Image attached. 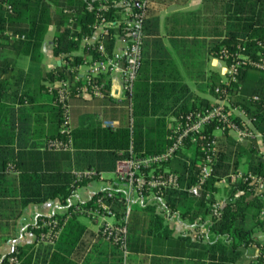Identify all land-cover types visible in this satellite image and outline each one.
I'll list each match as a JSON object with an SVG mask.
<instances>
[{"label": "trees", "instance_id": "1", "mask_svg": "<svg viewBox=\"0 0 264 264\" xmlns=\"http://www.w3.org/2000/svg\"><path fill=\"white\" fill-rule=\"evenodd\" d=\"M119 1L0 0V240L9 239L10 231H14L16 220L28 204L58 199L66 209L60 214L39 215L28 227L38 241L41 233L46 231L45 227L39 226L41 220L56 217L62 227L53 243L44 248L36 246V242L16 245L0 257V264H14L12 257L17 264H37L38 261L39 264H78L72 253L86 229L79 216L86 214L75 211L76 204L95 207L96 197L110 188L114 197L107 198V202L115 210L116 221L121 222L126 201L123 191L113 184L75 204L71 201L76 189L99 179L101 173L114 172L117 162L130 154L164 152L171 143L169 117L211 104L192 91L183 79L158 34V20L148 17L146 4L142 57L132 90L126 92V98L119 104L113 103L110 114L104 116L108 118L106 120L116 121L117 125L104 126V117L100 119L97 113H89L78 126L62 127L64 107L57 100V89L53 84L40 83L38 78L18 67V58L27 57L31 63L39 64L45 35L49 27L54 26V55L64 53L66 59L71 57L72 63H78L83 55L76 51L82 48V38L93 35L103 21L115 22L103 27L98 37L107 52H111L117 38L127 31L122 22L124 5H116ZM231 1L230 13L225 18L227 33L224 38L211 42L208 55L220 58L222 50L227 49L229 53H241L256 60L264 57V45L258 44L259 41L264 43V0ZM102 4L106 5V10L100 8ZM131 6L134 11L139 9L132 1ZM84 51L87 53L86 49ZM91 54L97 55L93 50ZM40 74L48 83L72 78L64 65H56ZM102 81L108 88L105 97L110 99L109 80L102 78ZM216 86L226 88L232 105L243 108L248 117L254 119V130L260 136L238 141L227 128L220 131L216 129V123L208 124L206 134L216 136V157L211 175L198 195L190 193L188 187L196 182L204 162V141L185 138L183 148L158 167V170L177 173L180 184L178 189H165L161 202L170 213L188 223L196 219L205 222L207 232L201 237L192 238L188 234L174 238L160 215L134 200L127 221L129 264L136 263L138 252L148 250L146 236L149 235L171 238L184 247V257H153L151 264H235L252 242H259L256 237L259 232L264 236V216L260 215L264 201L256 193L255 185L248 181L238 180L232 185L228 193L232 200L225 202L217 215L211 208L215 194L220 190L215 183L238 168L264 181V153L257 144L260 138L264 148V69L244 66L237 80L230 83L221 82L219 75L213 72L200 89L222 98L215 92ZM40 94L48 96L47 102L38 100ZM75 95L73 91L70 97ZM25 103L47 110L49 117L53 114L55 130L39 134L46 138L43 145L24 139L15 106ZM34 120L40 126L45 118L38 115ZM39 126L34 129L35 136L39 132L37 129L43 131ZM56 137L70 141L71 149H49V140ZM9 166L19 171L16 178L7 175ZM87 170L92 172L89 177L75 175V172ZM113 245L118 251V246ZM117 262L119 264L120 258Z\"/></svg>", "mask_w": 264, "mask_h": 264}, {"label": "built area", "instance_id": "2", "mask_svg": "<svg viewBox=\"0 0 264 264\" xmlns=\"http://www.w3.org/2000/svg\"><path fill=\"white\" fill-rule=\"evenodd\" d=\"M131 1L138 6V10L134 11L132 9ZM147 2L148 0H120L116 3V5H122V3L124 5L122 22L126 25L127 31L125 35L117 38L119 43L117 44L116 40L111 52H107L105 45L98 41V37L103 31V27L110 26L115 22L103 21L96 27L93 35L82 38V49H86L87 52L85 53L84 51L82 53V61L72 63L71 57L66 59V54H59L61 56V65H64L65 69L72 74V78H64L53 84L57 89V100L64 107V121L62 123L64 129L69 124V99L73 91L76 94H84L91 97H104L108 88H106L102 78L109 75L113 70L119 69L124 91L131 92L142 57L143 18ZM100 8L107 9L105 4H102ZM119 23L117 22L116 24ZM104 32H106V29H104ZM258 44L260 46L264 45L262 41H259ZM91 50L96 51L97 55L91 54ZM221 54L220 59L223 63L224 77L221 82L223 83L236 81L237 75L244 66L249 65L264 69L263 56L256 60L241 53H229L227 49H223ZM215 92L222 98L216 97L215 101L209 106L173 117L170 124L171 143L164 152L141 156L130 154L127 158L117 162L113 173L118 182L124 185L122 187L118 186V189L123 191L126 201L123 221H116L115 210L107 202V198L113 199L114 197V193L110 188L104 194L96 197L94 201L95 207H81L76 204L77 201H71L76 204L75 211L91 216L98 222L100 234L106 240L116 244L124 256L129 252L127 246V221L131 211V203L134 200L145 203L150 195L159 199L165 189H178L180 187L177 173L170 170H158V167L173 157L177 150L183 148L185 138L190 137L193 141H204L202 143L205 154L204 162L200 165V172L196 182L188 187L190 193L198 195L211 175L216 157V136H208L206 134L205 128L208 124L216 123V129L220 131L227 128L238 141L260 136L254 130V119L249 118L243 108L238 105H232L229 100L230 92L226 88L216 86ZM108 95H113L111 88H109ZM102 122L106 126H115L114 122L109 120L104 119ZM48 148L69 150L71 149V144L70 141L56 137L49 140ZM91 174L92 172L88 170L75 172L78 178L89 177ZM238 180L248 181L249 184L255 185L256 193L264 201V181L262 178L238 168L215 183L218 187L224 188L227 194L223 197L215 196V201L211 205L214 215H217L225 202L232 200L228 193L232 185ZM260 215L261 217L264 216V206ZM39 226L46 228V231L42 232L39 237V241L45 243H53L62 227L56 217L41 220ZM203 235L204 230L201 229L198 237ZM258 241L259 244L256 242L250 244L256 250L252 264H264V251L261 250V248H264V236H259ZM11 261L17 264L13 257Z\"/></svg>", "mask_w": 264, "mask_h": 264}, {"label": "crops", "instance_id": "3", "mask_svg": "<svg viewBox=\"0 0 264 264\" xmlns=\"http://www.w3.org/2000/svg\"><path fill=\"white\" fill-rule=\"evenodd\" d=\"M231 2V0H148L147 2L148 17H155L158 20V34L162 39L166 52L178 66L183 79L192 91L199 94L202 98L209 100L211 103L215 101V95L201 91L200 85H204L207 78L213 72L217 73L220 79L224 78L223 63L221 59L219 57L209 56L208 49L211 42L224 38L227 33L225 18L230 13ZM50 27L53 29L51 34L48 35L46 33L45 35L42 46L43 57L39 64H35L36 69L30 70L29 67H23L17 61L18 67L31 73L32 76L38 78L40 83L45 85H52L57 81L48 83L40 77V73L43 71H49L56 65H61V56L54 55L53 53V35L55 29L54 26ZM118 43L119 41L117 40V44ZM76 53L82 54L83 49L80 48ZM27 62L30 66L33 64L28 58ZM104 79L106 81L109 80V88H111L113 92V95H109L110 99L105 96L91 97L84 94H76L75 96L70 97L69 108L71 109L72 107L74 113H78L79 116L78 124L73 127L78 126L81 123L82 118L89 113H97L98 118L102 119L105 115L110 114V108L113 107V103L119 104L126 98V91H124L123 88V81L119 69L113 70L109 75H106L103 80ZM39 99L42 103H45L48 100V96H42L40 94L38 100ZM15 110L16 116L19 119L18 121L23 126L24 139L29 142H37L38 144L43 145L46 138L39 136V134H48L55 130L56 121L54 120L53 114L52 117H49L47 110L37 106L34 107L33 104L29 103L16 105ZM38 115L45 118L40 126L34 120L35 116ZM173 117L174 115L172 114L168 119L169 127ZM106 119L108 118H105V120ZM103 120L104 119H102V121ZM116 123L117 122L114 121L115 126L117 125ZM38 126L39 128L41 127L43 131L37 129L39 132H37L38 134L35 136L34 133L36 132H34V129L38 128ZM7 171V175L11 178H16L19 174V171H14L12 166H9ZM105 173L114 174L113 172H104L102 173V176ZM102 176L100 177L101 179L109 180V182L112 181L109 184H115L121 187L120 184H118L119 182ZM104 188L106 187L90 189L83 195L78 194L76 189V195L72 199V202L85 201L93 192L103 190ZM216 194L218 197H223L227 193L224 188L220 187V190ZM139 203L144 204L146 208H149L153 210L154 213L160 215L163 219V224L168 226L171 230L170 235L174 238L183 237L188 234L192 238H195L201 229L204 230V233L207 232L205 222L201 223L199 219H196L193 223L186 222L177 214L170 213L169 208L161 202V198L158 199L157 197L150 195L147 202ZM65 210V206H63L58 199H52L42 203H31L25 206L20 217L16 220L14 231H12L14 232V237H11L12 232L10 231V237L8 240H0V257L13 250L16 245L36 242V246L44 248L46 244H51L39 240L37 241L36 234H34L28 227L30 224L36 222L39 215H51L53 213L60 214L65 212ZM80 217L81 216H79V218ZM84 217H87L88 222H83L86 229L72 253L73 259L78 262V264H118L117 260L120 258L119 264H129L128 258L130 252L124 256L119 248H117V251L113 243L106 240L98 231V222L93 218L91 219L88 217V215H84ZM174 227L177 228L174 229ZM179 227L180 233L176 234ZM184 228L186 231H184ZM192 233L194 235H191ZM259 236L263 235L259 232L256 237L258 238ZM157 237L161 238L164 236H146L148 250L144 253H137L138 259L135 264H151L153 257L165 258L171 255V257H184V247L182 246H180L179 253L177 254L152 252L151 240ZM248 248L252 249L254 254L251 255L250 260H248L246 264H252L256 250L251 247V245H249ZM40 259L41 256H39L38 260ZM237 262L235 264H237ZM37 264H39V261Z\"/></svg>", "mask_w": 264, "mask_h": 264}, {"label": "rangeland", "instance_id": "4", "mask_svg": "<svg viewBox=\"0 0 264 264\" xmlns=\"http://www.w3.org/2000/svg\"><path fill=\"white\" fill-rule=\"evenodd\" d=\"M52 27L49 28L47 34H51L52 32ZM18 63L23 66V67H29L30 70L36 69L35 64H32L30 66V64H28L27 62V58L22 57V58H18ZM70 109V108H69ZM78 113H74L72 107L69 111V126L72 128L73 126L78 124ZM77 122V123H76ZM218 135H221V133L219 131H217ZM259 140L257 141L258 146L261 149V152L263 151L264 153V148L262 147V143L260 138H258ZM102 177H106L108 179H113L114 181L118 182V180L116 178H114V174H109V173H105ZM108 181V182H107ZM112 182V181H110ZM109 180H105V179H96V180H92L90 182H88L86 185H84V187H78L77 188V192L78 194H85V192H87L90 189H100L103 187H108L112 184L110 183ZM120 186H124L121 183ZM80 220L84 223L88 222L87 217L81 216ZM177 227H174V229ZM180 227L177 229L176 234L180 233L179 230ZM183 229V227H182ZM183 231V230H182ZM184 231H186V229L184 228ZM191 235H194L193 233ZM180 250V246L177 245L171 238H164V237H157L151 240V251L156 253V252H163L166 254H177L179 253ZM254 254V251L252 249L247 248L244 253L242 258L237 262V264H246L248 262V260H250L251 255Z\"/></svg>", "mask_w": 264, "mask_h": 264}]
</instances>
